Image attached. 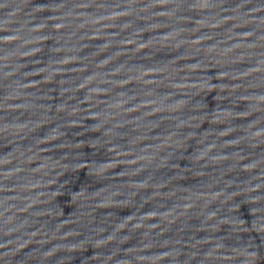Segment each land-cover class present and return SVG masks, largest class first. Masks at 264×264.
Returning <instances> with one entry per match:
<instances>
[{"label": "water", "instance_id": "95a60500", "mask_svg": "<svg viewBox=\"0 0 264 264\" xmlns=\"http://www.w3.org/2000/svg\"><path fill=\"white\" fill-rule=\"evenodd\" d=\"M0 264H208L94 156L0 91Z\"/></svg>", "mask_w": 264, "mask_h": 264}]
</instances>
